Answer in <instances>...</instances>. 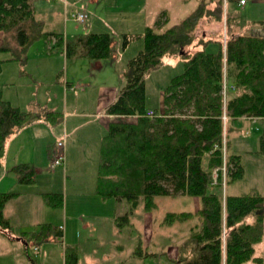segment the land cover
Here are the masks:
<instances>
[{
	"label": "trees",
	"instance_id": "16d2710c",
	"mask_svg": "<svg viewBox=\"0 0 264 264\" xmlns=\"http://www.w3.org/2000/svg\"><path fill=\"white\" fill-rule=\"evenodd\" d=\"M34 1L0 0V53L10 54L9 60L23 62L28 47L39 40L53 50H62L66 59L97 62L110 58L111 34L90 31L66 39L61 33L45 31L44 22L35 17ZM221 14V0H199L190 14L162 33L155 31L167 22L161 17L140 34H121V51L136 40H142L143 47L127 60L124 85L103 109L115 121L107 124L100 141L94 192L101 201L128 203V212L113 218L119 230L131 226L130 216L139 202L146 213L156 208V197L186 195L199 202L196 213L164 215L166 226L198 219L180 247L189 256L176 264L262 263L260 256H255V247L264 236V198L255 192L223 196L218 186L223 164L226 182L243 174L238 155L229 154L223 162L222 115L231 120H258L262 126L258 153L264 155V37L237 35L218 42L195 38L194 31L203 18L220 22ZM211 44L216 45L215 51L207 50ZM168 55L183 59L182 71L164 88L158 111L145 104V76ZM3 62L0 59V72ZM223 86L235 94L225 103ZM66 87L72 89L68 83ZM147 110L154 115L146 117ZM36 121L54 127L63 117L43 107L24 111L4 100L0 90V163L7 141ZM12 170L19 174L20 184L34 183L31 164ZM214 170L217 184H213ZM16 195L0 193V233L4 236L11 234L13 225L3 209ZM41 197L52 209L63 204L62 194L47 192ZM52 227L41 224L19 235L25 244L30 240L41 243L52 234L60 236L59 229ZM63 254V264H77L75 246L65 247ZM133 254L139 258L148 255L139 236Z\"/></svg>",
	"mask_w": 264,
	"mask_h": 264
},
{
	"label": "rangeland",
	"instance_id": "374dc122",
	"mask_svg": "<svg viewBox=\"0 0 264 264\" xmlns=\"http://www.w3.org/2000/svg\"><path fill=\"white\" fill-rule=\"evenodd\" d=\"M65 1L66 3L62 0H35L33 2L36 10L35 17L39 20L43 19L44 30L60 32L65 37L71 38L75 34H81L88 24L94 23L101 30L97 32L111 34V51L115 57L101 60L100 63H103V66L96 69L93 61L75 58L66 62L67 60L58 51L54 54H48L46 48L52 52L54 50L50 48V45L46 46L43 40H39L28 47L23 62L9 60L10 54L0 53V59L4 61L0 72V90L4 100L24 111L43 107L61 113L63 120L65 119L63 106L66 107L67 105L66 112L69 114L67 118L71 121V125L68 124V130L72 131L76 125L81 124L79 131L81 134L71 136L73 139L77 137L83 139V135L92 134L93 131L90 130L89 132L90 127L99 131L97 122L99 117L103 116V109L105 108L102 104H107L112 96L123 87L125 64L129 58L143 47L142 40H136L125 51H121V34H140L146 26H154L161 17L162 21L164 19L167 22L156 27L155 31L162 33L190 14L199 0H97L95 3H88V0ZM83 11L87 14L85 23L78 24L74 22L72 16ZM221 13L222 20L220 22H216L211 18H203L202 22L205 24L200 26L202 23L200 22L197 25L194 31L195 38L199 37L201 39L202 36H205L202 34L205 33H208L207 35L211 37L205 36L203 39L213 38L212 41H218L219 39L224 41L227 37H230L231 32L243 36L256 35V27L252 26V23L264 22V0H256V2L249 0L241 9L234 8L233 0H221ZM258 34L260 35V33ZM214 48H216V45L211 44L207 47V50L210 51ZM182 62L183 59L180 56L168 55L157 69L145 76V104L148 108L161 110L163 90L169 80L182 71ZM66 80L71 82L72 89L66 87ZM234 95V92L229 91L227 88L225 95L221 94L223 103ZM74 113L80 116H75ZM89 113H95L97 116L94 125L87 128L84 125L85 121L93 120L87 116ZM222 117L225 158L229 154L238 155L243 174L240 179L227 180L228 182H226L225 171L222 169V181L218 186V191L228 196H239L255 192L264 198V155L258 153L262 126L258 120L251 121L245 117L235 120L227 117L223 120L224 117ZM133 120L126 119L130 122H133ZM61 124L51 127L43 121L40 123L36 121L28 126V130L32 134L29 140L39 150L36 153V159L40 164L41 177H43L41 180H38L37 176L35 177L37 184L33 189L37 192L58 194L64 192V189L63 192L58 191L60 189L59 182L52 184L53 176H51L52 173L63 172L62 166L50 171V163L46 160L44 154L40 158L41 162L38 161L41 147L46 144L53 145L62 138V132H57ZM25 135L29 136V133L26 132ZM73 145L77 147L78 143L74 142ZM29 147L31 146L29 145ZM69 164L68 174H72V180L77 182L81 177L79 175L84 173L81 182L88 186L91 177L90 168L86 169L84 167V169L80 168L78 170V163L74 160L69 161ZM75 168L78 170V174L73 173ZM213 177L216 179L215 184H217L216 174ZM28 186L31 188L33 185H24V187ZM74 191L70 188V180H68L66 195L69 208H71V202L75 196ZM81 195H86V193L84 192ZM120 201L117 213H115L116 216H122L128 212V203L124 200ZM155 203L156 208L146 214L143 203L139 202L130 216L133 226L123 228L118 234H115L113 242L104 245L103 250L107 256L104 264L124 261H132L131 264H174L170 261L171 248L175 243L182 241L185 225L186 223L191 225V222H181L180 226H175L178 228L172 229L167 228L172 224L163 225V218L166 212H191L193 200L192 197L186 195L161 196L155 198ZM20 204L18 203V207ZM196 220L197 218H194L192 222L195 223ZM177 224L178 222L175 223V225ZM149 230L151 234H149ZM137 234L140 235L142 240V248L148 253L142 258L134 256L130 246L134 243L136 247ZM104 241L107 242L108 239ZM117 245H122L124 249L118 250ZM49 247L55 248L57 254L58 251H61L60 245L40 247V251L44 250L46 254L50 250ZM84 251L86 254L85 249ZM41 252L40 260L43 257ZM31 255L33 256V254ZM255 255L260 256L262 259L260 264H264V236L262 241L255 247ZM25 256H30V254L26 252ZM22 257L25 259L23 254ZM12 261L8 258L5 262L0 261V264L13 263ZM95 261L94 257L87 255H81L80 258V264H94ZM41 264H61V260L58 255L53 253L51 257L46 255ZM248 264L258 263L249 262Z\"/></svg>",
	"mask_w": 264,
	"mask_h": 264
},
{
	"label": "crops",
	"instance_id": "0c3cea01",
	"mask_svg": "<svg viewBox=\"0 0 264 264\" xmlns=\"http://www.w3.org/2000/svg\"><path fill=\"white\" fill-rule=\"evenodd\" d=\"M62 1L66 3L65 0ZM96 1L97 0H88V3H95ZM237 1L238 0H233V6L235 9L238 8L241 9L242 7L238 5ZM248 1L249 0L246 1V4ZM254 2H256V0H254ZM227 10H228V6H227ZM203 24L205 23L202 22L200 26H203ZM252 26L256 27L255 30L256 35L255 34L253 35L264 37V22L262 23L255 22L252 23ZM99 29L100 28H97V26H95L94 23H92V24H88V26L84 28L82 33L90 32V31L101 33V32H97V31H101ZM258 33H260V35ZM78 34H75L74 36ZM207 34L205 33L202 35L211 37L210 35ZM63 36L65 37L64 34ZM74 36L71 38H67V37L65 38L72 39L74 38ZM233 36H237L236 32L230 33V37ZM208 39L212 40L213 38H208ZM111 46H112V42H111ZM215 50L216 48L212 49L211 51H215ZM57 51L58 53L64 56L63 51L60 49L54 50L53 52H51V54H54ZM110 57L112 58L115 57L112 51ZM74 59L75 58L66 59L67 60L66 62ZM77 59H81V58H77ZM93 65L94 68L100 69L103 66V63L97 61L94 62ZM67 83L70 86H72L71 82H68L66 80L65 84ZM115 95L112 96V98L109 100V102H107V104L114 99ZM107 104L104 103L102 105L106 107ZM63 108L65 111V119L63 120L60 128L57 131V132L60 131L62 132V138L64 139L63 148H62V154L64 157V162L62 165L63 172L52 173L51 175L53 176L52 184L55 182H59L60 184V189L58 191H62L64 189L63 190L64 192L62 191L63 193H60L62 194L63 197L62 198L63 204L61 208L52 209L45 206L43 199L41 197V194L45 192H37L36 190L33 189L34 186L37 184L35 177L37 176L38 180H41L43 177H41L42 173L40 171V166H39L40 164H38L36 159V153L39 152V150H37L36 145L34 146L33 142L31 144L29 140L32 137L30 130H28L29 125L23 128L21 131H19L16 135L12 136L6 143L5 156L0 163V193L13 192L17 194L14 198H12L6 203L3 209L4 216L8 218L13 225V230L11 231V234L9 236H4L3 234L0 233V261L5 262L8 260V258L13 260L12 261L13 263H7V264H41L46 258V255L51 257L53 253L55 255H58L59 259L61 260V264H63L64 248L67 246L76 247L77 258H78L77 264H80L81 255L94 257L96 260L94 264H104L105 259L107 258L106 253L103 250L104 245L106 243L113 242L115 234H118V232L121 231L115 226L113 222V218L116 217L115 213H117V209L121 201H116L114 199L101 201L95 195L94 192L100 141L106 131L107 124L115 121V117L105 115L103 112V116L99 117L98 122L96 121L99 127V131H98L95 130V128L92 129L90 127L94 125L97 115H95V113L92 114L89 113V115L87 116H89L90 119L93 120L85 121L84 125H86L87 128L90 127L89 132L90 130L93 131L92 134L83 135L84 136L83 139H81V137L79 138L77 137L73 139L71 135L75 134L76 136H78L79 134H81V132L79 131L82 125L78 124L72 129V131H69L68 124L71 125V121L67 118V116H69V114L66 112V109H68L67 105L66 107L63 106ZM74 115L77 116L79 114L74 113ZM248 120L254 121L256 119H248ZM38 122L40 123L41 121ZM26 132L29 133V136L25 135ZM36 140L39 141V139L37 138ZM74 142L78 143L77 147L73 145ZM29 145L31 147H29ZM49 145L46 144L44 147H41L40 155L38 157L39 162H41L40 158L42 154L46 156V160L49 163L51 162L53 156L54 144L48 147ZM72 160L77 161L78 170L80 168L84 169V167L86 169L90 168L91 177L89 179L88 186L87 184L84 185L81 182V178L84 176L82 175L84 174L82 173V171H81L82 174L79 175L81 177L77 182L72 180L71 178L72 174L71 175L68 174V171L70 169L69 168L70 164L68 165V163L69 161ZM21 164H31L34 167V183L30 184L33 185L31 188L29 186L24 187L23 184H20L18 182L19 174L13 172L12 170L14 167ZM73 167L71 168L73 169ZM77 169L75 168V171H73L74 174H78ZM49 170L54 171L55 169H49ZM64 177L65 179H63ZM68 180H70V188L75 190L73 192L75 196L73 197V201L71 202V208L68 207L67 195H66V186ZM46 182L48 183L49 181ZM84 192L86 193V195H81ZM192 200H193L192 203L193 208L190 213H196L199 208V202L197 198H192ZM18 203H21L19 207H18ZM180 212H185V211H180ZM193 220L194 218L188 220L189 222H191V225L189 223H186L184 228L185 231L182 234L183 235L182 241L180 243H175L171 248L172 254L170 261L174 264H176V261L182 259L183 257L189 256V253L187 252L186 254L182 253L180 251V247L183 244V242L186 240L189 233V229L195 224H198V219L196 220L195 223L192 222ZM249 221L251 222V220ZM180 223L181 222H179L177 225L173 223L171 226H168L167 228H172V229L178 228L175 226H180L181 225ZM41 224H51L54 228H58V229L61 228L59 229L60 236L51 235L49 238H47L41 243L30 240L25 244L24 240L20 237L19 234L36 230L38 226ZM132 226L133 224L131 223L130 227ZM149 234H151L150 230H149ZM137 236L140 237L139 234H137ZM105 239H108V241L107 242L104 241ZM52 245L53 246L60 245L61 251H58L59 253L57 254L56 249L50 247H49L50 249L49 252H47L46 254L44 253V250L42 252L40 251V247L43 248ZM130 246L132 250H134L135 244L132 243V245L130 244ZM33 247L38 248L36 253H32ZM116 248L118 250L124 249L122 245H117ZM84 249L86 250V254ZM26 252L29 253L30 256H25ZM40 252L43 255L41 260H40ZM22 254L24 255L25 259H23ZM31 254H33V256ZM131 263L132 261H128V262L124 261L113 264H131Z\"/></svg>",
	"mask_w": 264,
	"mask_h": 264
},
{
	"label": "built area",
	"instance_id": "2783aa9c",
	"mask_svg": "<svg viewBox=\"0 0 264 264\" xmlns=\"http://www.w3.org/2000/svg\"><path fill=\"white\" fill-rule=\"evenodd\" d=\"M245 4H246V0H239L238 1V5L241 7L245 6ZM86 19H87V14L84 11L76 13L72 16V20L78 24H84ZM222 90H223L222 91L223 95H225V90H227L226 86H223ZM153 115H154V112L152 110H147L145 113L146 117H152ZM223 117H222L223 120H225L224 115H223ZM63 141H64L63 139H60V140L56 141L54 144L53 156H52V159L50 162V169H54L55 167L62 165L64 162V157L62 154ZM223 147H224V144L222 142L221 152L223 151ZM222 158L224 161V159H225V152L224 151L222 152ZM222 169H224V167H222ZM214 174H216V176H217V173L215 170L212 173L213 183L215 184L216 179H214V177H213ZM33 251H37V247H33Z\"/></svg>",
	"mask_w": 264,
	"mask_h": 264
}]
</instances>
